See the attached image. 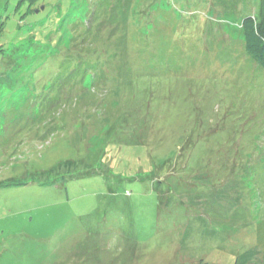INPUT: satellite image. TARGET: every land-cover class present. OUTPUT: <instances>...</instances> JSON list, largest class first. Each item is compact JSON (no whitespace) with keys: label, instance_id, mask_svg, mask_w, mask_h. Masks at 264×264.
<instances>
[{"label":"rangeland","instance_id":"obj_1","mask_svg":"<svg viewBox=\"0 0 264 264\" xmlns=\"http://www.w3.org/2000/svg\"><path fill=\"white\" fill-rule=\"evenodd\" d=\"M259 0H0V264H264Z\"/></svg>","mask_w":264,"mask_h":264},{"label":"trees","instance_id":"obj_2","mask_svg":"<svg viewBox=\"0 0 264 264\" xmlns=\"http://www.w3.org/2000/svg\"><path fill=\"white\" fill-rule=\"evenodd\" d=\"M33 4L38 0H24ZM125 4L133 0H112ZM244 48L246 53L264 68V0H259L258 9L253 15L245 16L241 21Z\"/></svg>","mask_w":264,"mask_h":264}]
</instances>
